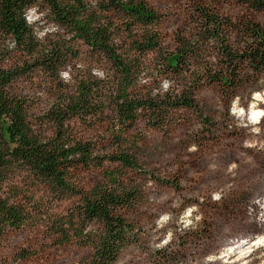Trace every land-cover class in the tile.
I'll list each match as a JSON object with an SVG mask.
<instances>
[{
  "label": "trees",
  "instance_id": "16d2710c",
  "mask_svg": "<svg viewBox=\"0 0 264 264\" xmlns=\"http://www.w3.org/2000/svg\"><path fill=\"white\" fill-rule=\"evenodd\" d=\"M31 10L52 31L39 35ZM259 14L264 0L195 1L170 36L150 0H0V235L42 224L58 245L93 250L78 264H118L139 242L131 216L145 201L131 131L168 134L183 112H203L208 89L230 105L260 88ZM34 89L52 100L40 115ZM82 127L109 133L88 139Z\"/></svg>",
  "mask_w": 264,
  "mask_h": 264
},
{
  "label": "rangeland",
  "instance_id": "374dc122",
  "mask_svg": "<svg viewBox=\"0 0 264 264\" xmlns=\"http://www.w3.org/2000/svg\"><path fill=\"white\" fill-rule=\"evenodd\" d=\"M195 1L200 0H150L164 16L170 36L183 27ZM27 19L39 35L52 31L34 10ZM257 19L264 24V14ZM67 73L63 78L68 80ZM96 75L101 77L100 72ZM140 83L149 79L143 77ZM170 84L162 80L161 90ZM29 95L40 100L37 115L49 108L52 100L46 90L34 89ZM200 104V115L183 112L181 124L168 134L144 124L131 131L132 137L142 139L137 159L145 201L131 216L140 229L139 242L122 252L118 264H264V225L258 222L264 223V203L263 212L254 205L264 202V82L258 89L242 90L230 105L217 89H208ZM253 110L262 113L251 121ZM79 132L88 139L109 133L107 128L83 127ZM58 237L42 224L10 230L0 235V264H78L91 259L90 247L58 245ZM23 255L28 258L21 260Z\"/></svg>",
  "mask_w": 264,
  "mask_h": 264
},
{
  "label": "bare ground",
  "instance_id": "6f19581e",
  "mask_svg": "<svg viewBox=\"0 0 264 264\" xmlns=\"http://www.w3.org/2000/svg\"><path fill=\"white\" fill-rule=\"evenodd\" d=\"M259 95V94H258ZM257 96V95H256ZM256 111V110H255ZM254 110L252 111L253 112V114H252V117H251V121L255 118V117H257L258 118V114L260 113V111L259 112H255ZM261 113H262V111H261ZM259 120V119H258ZM258 120H257V123H258ZM261 240H259V242H260ZM247 243V242H246ZM257 242L255 241V244H256ZM253 244V243H252ZM231 249H233V247H231ZM238 249V248H237Z\"/></svg>",
  "mask_w": 264,
  "mask_h": 264
}]
</instances>
